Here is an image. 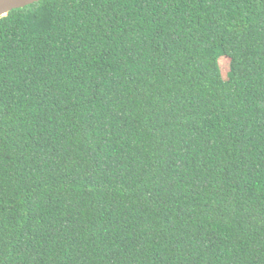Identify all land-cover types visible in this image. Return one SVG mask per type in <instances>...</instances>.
<instances>
[{
    "label": "trees",
    "instance_id": "1",
    "mask_svg": "<svg viewBox=\"0 0 264 264\" xmlns=\"http://www.w3.org/2000/svg\"><path fill=\"white\" fill-rule=\"evenodd\" d=\"M0 264H264V0L0 16Z\"/></svg>",
    "mask_w": 264,
    "mask_h": 264
},
{
    "label": "water",
    "instance_id": "2",
    "mask_svg": "<svg viewBox=\"0 0 264 264\" xmlns=\"http://www.w3.org/2000/svg\"><path fill=\"white\" fill-rule=\"evenodd\" d=\"M40 0H0V16L7 14L12 9L24 7Z\"/></svg>",
    "mask_w": 264,
    "mask_h": 264
},
{
    "label": "rangeland",
    "instance_id": "3",
    "mask_svg": "<svg viewBox=\"0 0 264 264\" xmlns=\"http://www.w3.org/2000/svg\"><path fill=\"white\" fill-rule=\"evenodd\" d=\"M219 64H220L223 76L225 78H227V76L229 74V69H230V67H229V58H227L225 56H220Z\"/></svg>",
    "mask_w": 264,
    "mask_h": 264
}]
</instances>
